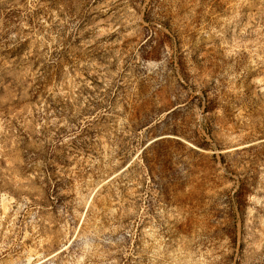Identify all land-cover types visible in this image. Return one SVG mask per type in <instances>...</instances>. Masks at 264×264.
Listing matches in <instances>:
<instances>
[{
	"label": "rangeland",
	"instance_id": "rangeland-1",
	"mask_svg": "<svg viewBox=\"0 0 264 264\" xmlns=\"http://www.w3.org/2000/svg\"><path fill=\"white\" fill-rule=\"evenodd\" d=\"M0 264H264V0H0Z\"/></svg>",
	"mask_w": 264,
	"mask_h": 264
}]
</instances>
